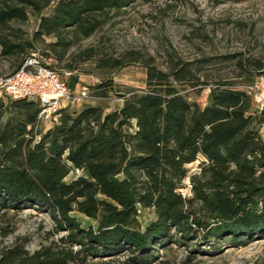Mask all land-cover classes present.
<instances>
[{
	"label": "trees",
	"instance_id": "obj_1",
	"mask_svg": "<svg viewBox=\"0 0 264 264\" xmlns=\"http://www.w3.org/2000/svg\"><path fill=\"white\" fill-rule=\"evenodd\" d=\"M134 1L0 0V56L16 57L17 70L47 36L56 38L48 46L62 62L73 45L67 34L90 37L112 10ZM29 9L38 26L31 39H21L12 23L27 20ZM82 53V61L97 55L98 66L111 71L140 60L93 48ZM75 61L64 69L80 70ZM252 63L249 83L263 69ZM144 64L146 88L122 94L120 108H62L46 130L39 127L37 99L0 96V213L34 207L53 217L57 233L67 232L33 251L18 241L1 248L0 264H153L174 243L205 252V245L215 250L223 242L244 246L264 238V109L236 82L202 80L192 62L165 69ZM237 65L246 69L250 60L239 58ZM77 82L78 74L70 85ZM205 86L204 106L184 92ZM114 89L108 79L95 95L106 98ZM197 160L191 172L188 165ZM71 172L78 174L68 181ZM187 186L190 195L182 191ZM141 208L156 215L144 229ZM73 211L96 227L82 226Z\"/></svg>",
	"mask_w": 264,
	"mask_h": 264
},
{
	"label": "rangeland",
	"instance_id": "obj_2",
	"mask_svg": "<svg viewBox=\"0 0 264 264\" xmlns=\"http://www.w3.org/2000/svg\"><path fill=\"white\" fill-rule=\"evenodd\" d=\"M38 20L39 16L29 9L28 19L13 22L12 26L22 30L21 39H31ZM67 38L73 45L62 62L51 55L48 46L56 40L55 37L45 36L35 41V46L29 52L37 51L48 61L50 59V63L59 69L62 78L69 84L73 76L78 74V82L74 87L80 89L87 86L92 95L96 94V86L105 80L112 79L115 86L108 97H98L72 110H79L86 105H100L107 112L120 108L124 101L122 94L146 88L145 60L164 69L173 61L192 62L194 71L202 80L236 82L239 87L249 84L250 81L246 79L250 74H255L253 64L256 62L252 61L263 64L262 73H256L254 80L264 76V0H245L240 3L230 0H135L120 11L112 10L105 18V23L90 37L67 34ZM89 48L116 57L133 53L140 60L111 71L98 66L97 55L82 61L85 57L82 52ZM72 57L76 58L80 70L66 75L65 72L69 71L64 69V65ZM239 58L250 60V65L241 69L237 65ZM17 64L18 59L14 56H0V75L12 73ZM184 92L192 101L204 106L210 89L205 86L198 92L187 87ZM0 96L9 99L6 95ZM51 125L49 120H40L39 127L46 130ZM262 135L264 137V131ZM199 162L197 160L188 165L191 172L198 170ZM77 174L71 172L67 180ZM182 191L191 194L189 186ZM0 214L3 215L0 217V228H7L6 235L0 230V249L18 241L33 251L52 240L58 241L67 233H57L53 217L34 207L10 210L5 214L2 211ZM71 215L84 227L97 225L96 220L78 211H73ZM138 218L141 229H144L156 215L153 209L141 208ZM202 248L205 252H191V248L174 243L161 249L158 260L153 264H264V238L251 240L244 246L223 242L215 250L213 247L210 249L209 245Z\"/></svg>",
	"mask_w": 264,
	"mask_h": 264
},
{
	"label": "built area",
	"instance_id": "obj_3",
	"mask_svg": "<svg viewBox=\"0 0 264 264\" xmlns=\"http://www.w3.org/2000/svg\"><path fill=\"white\" fill-rule=\"evenodd\" d=\"M72 75V72H65ZM252 98L255 106L264 109V76L241 87ZM0 94L11 99L35 98L41 105L40 120H57L62 108L74 109L83 103L97 99L89 87H72L63 79L59 69L39 52L28 55L21 66L9 74L0 75ZM264 131V124L261 127ZM190 185V181H187Z\"/></svg>",
	"mask_w": 264,
	"mask_h": 264
}]
</instances>
